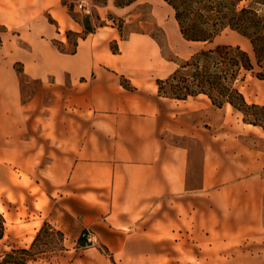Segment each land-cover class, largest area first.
I'll return each mask as SVG.
<instances>
[{
	"label": "crops",
	"instance_id": "1",
	"mask_svg": "<svg viewBox=\"0 0 264 264\" xmlns=\"http://www.w3.org/2000/svg\"><path fill=\"white\" fill-rule=\"evenodd\" d=\"M93 25L63 0H0V67L20 62L52 95L0 93V157L8 176L45 182L39 213L63 232L58 261L264 264V147L249 143L264 128L206 94H160L169 61L157 46ZM66 30L80 35L70 50Z\"/></svg>",
	"mask_w": 264,
	"mask_h": 264
},
{
	"label": "rangeland",
	"instance_id": "2",
	"mask_svg": "<svg viewBox=\"0 0 264 264\" xmlns=\"http://www.w3.org/2000/svg\"><path fill=\"white\" fill-rule=\"evenodd\" d=\"M65 1L69 6H73V10L70 12L79 21L84 16L89 15L91 22L96 26L116 27L120 41L133 35V37L138 36L144 46L148 47L151 42L155 44L157 46L155 53L157 59H160V65H165V62L169 61L167 68H159L157 71L158 74L169 73L163 78L172 74L180 64L190 58L193 52L202 47L231 43L233 45L239 44L252 53L250 40L229 27L218 34L210 44L185 39L175 18L174 9L164 0H133L129 4L127 3L128 0H87L88 12L77 6L79 0ZM117 2L121 5H118ZM243 5H252L260 12H264L260 8L261 5L255 3L254 0H242L239 6L242 7ZM65 33L67 34V32ZM142 34L149 41L142 40ZM69 38L70 44L66 48L70 50L74 48V41L77 36L70 32ZM54 43L60 49H65L58 38L54 39ZM6 44L5 39L0 36V55L7 53L2 60L9 59ZM111 47L113 50H119V44L116 42H111ZM146 50L145 47L143 51ZM13 67L14 72L10 66L3 65L0 67V93L7 92L15 83L17 88L21 90V99L24 101L35 95L38 90H40L45 101L51 100L50 92L39 89V81L29 79L23 72L20 62H15ZM239 86L247 96L249 103L264 105L263 79L249 71L245 79L240 81ZM262 114L259 112L258 115ZM249 143L264 147V139L257 136H249ZM6 167L4 157H0V212L4 218L5 215H8L9 218H5L6 230L4 236L0 238V264H18L15 259L21 256L27 259L28 264H64L58 261L59 255L64 253L66 247L62 242V237L51 223L44 226L47 221L42 223L39 213L44 212L45 207L49 205L45 192V182L43 181L38 185L20 170L13 171L11 168L12 174L8 176ZM42 226L41 232L38 236L36 235L37 238L36 236L31 238L34 230L37 229L36 233L38 234ZM19 248H26L28 252L21 253L17 250ZM7 252L11 253L9 257L6 256Z\"/></svg>",
	"mask_w": 264,
	"mask_h": 264
},
{
	"label": "trees",
	"instance_id": "3",
	"mask_svg": "<svg viewBox=\"0 0 264 264\" xmlns=\"http://www.w3.org/2000/svg\"><path fill=\"white\" fill-rule=\"evenodd\" d=\"M132 1L128 0L127 3ZM164 1L174 9L175 18L185 39L210 44L218 34L229 27L250 40L252 53L239 44L231 43L202 47L193 52L190 58L168 77L157 78L160 94L178 99L206 94L216 106L222 107L229 103L243 113L244 121L264 128V105L249 103L239 86L249 71L264 80V12L252 5L240 7L242 0ZM254 1L264 10V0ZM63 2L66 3L65 0ZM117 4L121 5L118 2ZM69 9L72 11L73 6H69ZM80 22L84 25L85 32L95 29L89 15L84 16ZM69 33L67 32L68 37ZM78 36L80 35L77 34L74 45L77 44ZM259 112L263 114L258 115ZM5 222L0 212V238L5 234ZM47 224L48 222H45L44 226ZM42 228L43 226L37 236ZM55 230L63 239V232ZM86 233L87 231L82 232L80 245L89 244ZM17 250L21 253L28 252L26 248ZM10 254L7 252L6 256L9 257ZM15 260L18 264H28L24 256Z\"/></svg>",
	"mask_w": 264,
	"mask_h": 264
},
{
	"label": "built area",
	"instance_id": "4",
	"mask_svg": "<svg viewBox=\"0 0 264 264\" xmlns=\"http://www.w3.org/2000/svg\"><path fill=\"white\" fill-rule=\"evenodd\" d=\"M77 6H78L80 9H82V10H84V11H86V12L89 11V10L87 9V6H88L87 0H79V1L77 2ZM86 238H87V240L89 241L90 236H89L88 232L86 233Z\"/></svg>",
	"mask_w": 264,
	"mask_h": 264
},
{
	"label": "bare ground",
	"instance_id": "5",
	"mask_svg": "<svg viewBox=\"0 0 264 264\" xmlns=\"http://www.w3.org/2000/svg\"><path fill=\"white\" fill-rule=\"evenodd\" d=\"M229 107H231V105L230 104H227Z\"/></svg>",
	"mask_w": 264,
	"mask_h": 264
}]
</instances>
